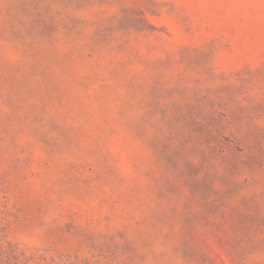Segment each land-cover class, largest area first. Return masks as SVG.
<instances>
[{
    "label": "rangeland",
    "instance_id": "374dc122",
    "mask_svg": "<svg viewBox=\"0 0 264 264\" xmlns=\"http://www.w3.org/2000/svg\"><path fill=\"white\" fill-rule=\"evenodd\" d=\"M0 264H264V0H0Z\"/></svg>",
    "mask_w": 264,
    "mask_h": 264
}]
</instances>
